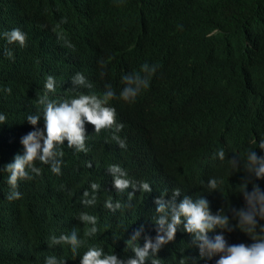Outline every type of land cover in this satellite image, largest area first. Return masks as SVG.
I'll return each mask as SVG.
<instances>
[{"label":"trees","instance_id":"1","mask_svg":"<svg viewBox=\"0 0 264 264\" xmlns=\"http://www.w3.org/2000/svg\"><path fill=\"white\" fill-rule=\"evenodd\" d=\"M11 23H27L32 42L16 50L12 60L0 52V84L29 100L44 72L75 58L92 83L85 94L102 98L111 85L115 97L106 106L115 108L116 122L127 135L121 148L109 137L112 128L99 133L94 128L90 164L64 185L61 199L76 201L90 180L106 194L103 168L111 165L120 166L134 183L148 182L152 191L137 201L135 191L129 200V188L112 189L119 209L89 206L99 218L93 235L86 236V229L67 217V224L73 223L67 235L75 230L84 241L75 256L69 244L49 246L58 229L53 221L46 224L43 241L24 238L7 245L9 239L0 233V264H45L50 256L60 264H80L93 246L126 260L121 247L128 246L129 235L143 228L141 234L155 241V200L164 191L172 199L174 189H180L177 203L184 196L204 198L213 215L222 210L230 218L233 230L215 228L208 232L210 239L222 234L229 245L255 242L237 226L234 210L246 209L244 186L251 192L256 184L264 192V179L244 169L250 151L264 156L258 147L264 139V0H43L31 19L10 0H0V28ZM213 26L218 31L208 34ZM145 63L149 69L156 66L149 87L134 101H124L122 77H143ZM220 149L224 160L217 155ZM234 157L236 169L230 162ZM211 178L218 180L217 190L209 191ZM37 195L31 187L24 193ZM257 220L259 234L264 219ZM154 258L159 264H215L219 255L202 257L181 224L174 240L149 251V264Z\"/></svg>","mask_w":264,"mask_h":264},{"label":"clouds","instance_id":"2","mask_svg":"<svg viewBox=\"0 0 264 264\" xmlns=\"http://www.w3.org/2000/svg\"><path fill=\"white\" fill-rule=\"evenodd\" d=\"M10 2L12 6L21 7L28 19L39 13L43 4V0ZM29 23L33 25L31 20ZM216 31L218 28L213 26L207 33ZM31 42L27 23H11L0 28V52L7 60H12L16 50L25 49ZM141 71L145 73L143 77L139 73L122 77L125 87L120 97L124 101H134L141 89L149 87L156 66L149 69L145 63ZM90 84L83 63L75 58L66 60L62 67L44 72L29 100L0 84V233L9 239L7 245L22 243L24 238L43 241L46 224L53 221L58 229L50 237L49 246L69 244L75 256L84 241L77 239L75 230L67 235L71 225L81 224L86 229V236L98 231L99 218L89 206L97 204L105 212L119 209L121 204L113 200L112 189L123 193L129 188V200L135 191L137 201L141 200L143 192L152 191L148 182L134 183L126 178L127 173L120 166L111 165L103 168L106 194L98 192L100 183L90 180L76 201L67 203L61 199L64 185L90 164L92 145L89 139L94 128L96 133L112 128L109 137L118 147H125L127 135L123 125L116 122L115 108L106 106L115 97L111 85L106 86L108 90L99 98L85 94L84 87H91ZM258 147L264 151V139ZM217 155L220 160L225 159L223 149ZM230 162L234 169L238 167L239 161L235 157ZM244 169L256 179H264V156L250 151L244 160ZM28 187L35 189L38 195L24 197ZM207 187L209 191L217 190L218 180L209 179ZM242 192L246 209L234 210V214L238 218L237 226L255 241L250 245H229L222 234L210 239L208 232L215 228L233 230L230 218L222 210L213 215L204 198L193 201L184 196L177 203L180 189H174L172 199L171 193L164 191L155 200L159 214L155 218V241L141 234V228L126 238L128 246L121 247L126 260L118 259L112 253L105 254L102 248L93 246L84 252L80 264H149V251L155 253L162 245L174 240L181 224L192 234L202 257L219 255L215 264H264V235H261L264 225H259L260 232L257 233V217L264 219V192L256 184L251 192L246 186ZM14 213L21 217L18 221L12 217ZM67 217L73 223L67 224ZM45 264L60 262L50 256ZM152 264H159V260L154 258Z\"/></svg>","mask_w":264,"mask_h":264}]
</instances>
